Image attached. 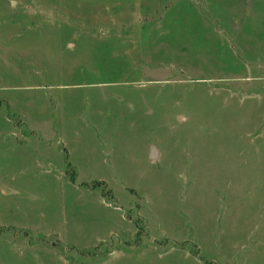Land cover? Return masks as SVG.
<instances>
[{"label":"rangeland","instance_id":"rangeland-1","mask_svg":"<svg viewBox=\"0 0 264 264\" xmlns=\"http://www.w3.org/2000/svg\"><path fill=\"white\" fill-rule=\"evenodd\" d=\"M81 1L0 0V126L53 124L42 143L87 165L56 178L57 215L0 228V264H264V0H114L90 18ZM164 18L157 64L134 54L144 74L46 79L84 63L83 52L46 62L70 33L62 25L91 39ZM7 137L0 160L6 140L21 141ZM9 201L0 183L3 222H15Z\"/></svg>","mask_w":264,"mask_h":264},{"label":"crops","instance_id":"crops-1","mask_svg":"<svg viewBox=\"0 0 264 264\" xmlns=\"http://www.w3.org/2000/svg\"><path fill=\"white\" fill-rule=\"evenodd\" d=\"M84 1L85 2H81L88 8V11L90 13L88 14L89 18L93 14L98 15L103 10L107 11V13H114L111 10L110 5H106V8L102 10V5L105 2H110L113 4L114 0ZM144 1V3H146V0ZM75 6L76 4L73 2H70L68 4V7ZM166 19L164 18L161 21L155 23L152 21L151 23L145 22L143 25L139 26L136 29H132L134 26L131 24V26L122 25L120 27L121 30L118 32H114L111 30V32L106 36H98L91 39L82 38L83 36L80 32L79 35H75L74 37L73 33L75 32V30H77V28L74 29V27L72 26L62 25L60 27V31L58 29L57 33L60 34L66 31L70 33H68L67 39L60 44V47H58L54 41H50V43H54H52L51 47H47V51L48 48H51L54 53L51 52L48 55L46 53V62L54 63L52 62L54 61V59H52L51 57H55L56 60L57 58H60L62 60L66 56H76L77 54H82L83 52L84 54H86L82 55L84 57V63H82L83 61L79 60V62L76 63V66L74 67L70 66L66 68V70L64 69L61 72H49V74L46 75V79H56V77L58 76L57 78H66L67 81H71L74 80L73 78L77 76L74 71H76V69H79L80 71L83 70L87 73L94 72L95 74L100 75V81L107 80L108 78L111 81L110 83L115 85L122 80V77L126 76L129 78L136 77L138 76V74H144L146 71L144 70V67L140 68L141 66H136L135 55L137 52H140L143 55L144 62L146 60H149L150 62H152V65L157 64L156 62H154V58L156 56L160 57V55L163 54H158L157 51L153 50L156 49L160 44H156L154 33L156 31L159 32L163 28L162 25H164L163 23L166 21ZM85 23L88 22L85 21ZM34 30H36V28ZM54 31L56 30H51L50 32L56 33ZM73 38V43H67L65 45L66 41H70ZM138 40L141 42L140 46H137V48H135L134 43H137ZM71 46H73L75 49L71 50ZM98 61H100V63H98ZM164 65L165 63L162 62L161 66ZM112 78L118 79H115L113 81ZM126 82H129V80H127ZM129 83L134 84V80H131V82ZM92 84L99 86L98 88H101V92L108 89L117 90L118 88L114 86L107 88L103 86L100 87V85L108 84L104 82ZM130 87L135 88L136 86L134 84ZM41 95H43V93ZM58 101L59 103H63L64 99H62V101ZM46 103L52 105L48 98H44V102L40 104L47 105ZM2 118L5 119L4 117ZM5 120H3V122L8 124H2V126H0V135H2L3 137L8 136L7 138L14 137L17 138V140L18 138H20L21 141H19L18 143H12L6 140L7 146L2 149V151H4L6 155L4 154L2 159L0 160V183L2 185L5 184L8 188V193L10 196V201L8 204L9 211L11 212L10 217L12 219H15V222L12 220L10 222H3L2 220H0V228L18 227L27 231V229L35 228V226H41L43 222H46L51 215L50 209L53 210L52 214L54 216L57 215L55 206L59 202H64V196L62 195L63 191H61L63 188L57 185L56 178L65 175L76 176L77 173L74 170H79V168L85 169V166L87 165L77 164L73 161V159L63 156L61 150L59 149V140L56 142V146H53L52 144L42 143L47 142L46 137L52 134V130H55L53 124L32 126L26 124L12 125V123H9V119ZM23 131H28L30 133L27 135L22 133ZM35 134L40 135L41 139H33V137L37 138L36 136H33ZM23 143H29L31 145L30 148L23 147ZM34 145L35 147L33 148ZM155 149H153V151ZM152 158L153 155L151 154V159ZM97 162L103 163V161L99 160ZM68 171H71V173H69ZM49 177L53 178V181L51 183H53L54 189L51 188L50 191L47 192L37 184L41 182L40 179H48ZM19 179H21L24 187L21 186L20 189L16 191L15 183L16 180ZM34 184L35 188L33 189L32 186ZM68 187L72 188L71 190L74 189V192H70L71 195L72 193L78 192L77 186L75 185V183L71 182V180L68 184ZM48 194H51L52 196L49 198ZM85 196L87 197L88 194H85ZM58 210L60 214V207L58 208ZM37 218L41 219L40 222ZM107 229L110 230V227L107 226ZM110 231L112 233L113 230ZM51 232H54L53 234L59 236L60 240H62L60 234H56L57 231L55 229L51 230ZM188 259L192 260L194 264H203L197 257H194V259L193 257H189ZM129 264L138 263L134 262Z\"/></svg>","mask_w":264,"mask_h":264},{"label":"water","instance_id":"water-1","mask_svg":"<svg viewBox=\"0 0 264 264\" xmlns=\"http://www.w3.org/2000/svg\"><path fill=\"white\" fill-rule=\"evenodd\" d=\"M155 153H156V149L153 151V156L155 155Z\"/></svg>","mask_w":264,"mask_h":264}]
</instances>
